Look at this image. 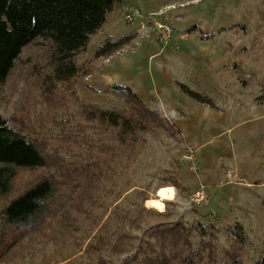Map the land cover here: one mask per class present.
<instances>
[{"label": "rangeland", "instance_id": "1", "mask_svg": "<svg viewBox=\"0 0 264 264\" xmlns=\"http://www.w3.org/2000/svg\"><path fill=\"white\" fill-rule=\"evenodd\" d=\"M175 4H185L183 17L194 19L196 25L200 13H211L218 6L222 19L231 13L229 26L204 42L196 40L198 33L178 35L171 21L183 11L167 10ZM212 5L213 0H113V13L123 27L135 25L133 41L138 46L133 44L131 48L135 51L147 43L165 47V55L154 59L164 61V69L173 67L180 71V75L171 79L176 94L165 96L163 110L158 98L153 97L158 105L152 109L177 128L185 113L192 109L184 101L207 108L208 105L181 91L179 85L185 82L189 90L208 98L213 111L229 122L220 139L203 147L202 158L208 161L213 157L212 167L208 171L201 168L199 147L180 132L168 129L142 133L144 143L139 152L132 151L129 156L101 166L102 176L91 199L78 206L76 198L65 200L67 213L49 221V227L11 249L0 264H97V256L89 257L84 250L96 229L105 222L112 224L114 230L133 236L128 253L113 255L105 250L100 254L108 264H120L133 254L139 239H148L145 232L149 227L176 221L191 229L194 248L200 245L204 259L210 264H223L222 258L233 252L241 264L258 259L264 249V59L261 60L264 55L259 42L250 43L240 13L244 11V0H216ZM128 6L138 7L143 15L149 14L144 13L146 10L160 14L157 18L170 29L168 42L165 45L159 39L139 42V22L129 25L123 19V10ZM255 6L258 7V2ZM170 11L174 13L168 15ZM174 52L180 55L171 54ZM50 53L49 44L42 40L22 50L6 82L0 85V115L42 129L41 135L55 145L53 137L58 131L51 125L53 117L76 114L79 101L106 109L122 108V102L104 89L88 86L91 81L86 75L94 72L96 62H91L92 55L87 52L75 59L80 73L73 81L53 82ZM89 127L88 134L96 139L97 126L96 130ZM188 149L193 151L192 162L185 158ZM74 152L82 154L79 150ZM71 158L79 160L75 155ZM81 158V162L90 160L88 155ZM39 175V171H19L13 190L22 189ZM174 176L181 188L174 189L172 201L165 202L157 191L169 187ZM6 204L7 200L0 198V211ZM235 225L242 227L244 244L235 243L229 232ZM211 250L212 256L207 258Z\"/></svg>", "mask_w": 264, "mask_h": 264}, {"label": "trees", "instance_id": "2", "mask_svg": "<svg viewBox=\"0 0 264 264\" xmlns=\"http://www.w3.org/2000/svg\"><path fill=\"white\" fill-rule=\"evenodd\" d=\"M112 10L113 0H0V85L6 82L22 50L39 40L50 46L52 81L59 84L73 81L80 73L77 55L87 51L91 37L102 28ZM135 36L129 33L106 38L95 49L91 62L112 56ZM209 37L202 35V39ZM179 88L192 100L212 108L208 98L184 85ZM105 91L121 100L122 108L106 109L79 101L76 114L51 119V125L58 131L53 137L55 145L41 135L42 129L0 115V198L7 200L0 211V263L11 249L49 227V221L67 213L65 200L76 198L78 206L91 199L102 176L101 166L129 156L132 151L139 152L144 143L142 133L168 129L178 133L172 123L148 108L127 86L113 84ZM89 125L91 129L97 126L96 139L88 134ZM76 150L82 154L76 155ZM71 155L79 160H72ZM83 155L90 160L82 164ZM19 171H39L40 175L14 191ZM172 172L175 175L177 171ZM169 182L172 187L181 188L175 176ZM229 232L235 243H245L240 225L232 226ZM145 233L148 239L140 238L135 252L120 264L211 263L204 259L200 245L194 248L191 229L180 221L151 226ZM132 238L130 233L118 232L105 222L96 229L84 253L97 256V264H108L100 254L105 250L113 255L126 254ZM212 253L213 250L208 252L207 258ZM234 253L224 256L223 264H241ZM249 264H264V249Z\"/></svg>", "mask_w": 264, "mask_h": 264}, {"label": "crops", "instance_id": "3", "mask_svg": "<svg viewBox=\"0 0 264 264\" xmlns=\"http://www.w3.org/2000/svg\"><path fill=\"white\" fill-rule=\"evenodd\" d=\"M215 1L216 0H213L212 6L215 5ZM257 2L258 7L255 6V3ZM244 4V11L239 12L242 14L241 17L244 19L246 31L250 37V43L259 42L262 46L260 52L264 55V0H244ZM185 9V7L177 9V12H183L179 16L174 17L171 21V24L176 29L178 35L186 34L188 36V34L192 35L194 33H198L196 40L204 42L206 39L209 40L210 38H213L218 31L225 29V26H229L227 23L230 22L231 13H229L230 17L222 19L221 17L223 15L219 13L218 6H214L211 13H200L199 16L196 17L197 19L200 18V22L198 21L199 24L197 23V25L194 19H186V17H183ZM144 13L150 14L147 10ZM173 13L174 12L170 11L168 15ZM134 26L135 25H132V27H123L120 20L117 19V14L113 13L112 10L107 14L106 22L102 28L91 37L86 51L87 55H93L95 49L108 37L119 38L123 35L134 33ZM197 26L199 27L197 28ZM202 35L210 37L209 39H202ZM133 44H135V42L131 41L123 48L126 52L119 51L108 58L97 60L94 72L86 75V77H88L91 81V84H88V86L97 90H105L113 84L127 86L145 103L148 108L152 109L153 106L156 108L158 102L154 100L153 97L158 98L163 110L166 106L164 105L165 96L171 93H173L172 96H174L177 92V89L175 91V87H172L171 79L173 80L175 77L180 75V71L173 67L164 69L163 67H166V64H163L164 61L159 62L154 59L155 56L165 55L163 53L165 47L155 45L154 43H147L135 50L133 53L128 52L127 49L129 50ZM91 46L92 48L90 49ZM171 54L180 55L175 52ZM263 59V56H261V60ZM175 62L177 64L179 63L177 61ZM262 76H264V73ZM183 84L187 87L185 82H183ZM183 103L185 105H190L192 109L191 111L185 113L184 119L180 120L178 125L177 122H174L177 125V128H175L187 141H192L199 147L201 168L208 171L214 163L211 161L213 157H211L208 161L203 160V147L212 141L220 139L221 135L228 130L229 122L224 118V116L220 117L216 114V112L209 106V108L200 106L196 107V105L194 106L193 104L186 103V101ZM169 186L171 185L169 184ZM174 189L176 190V188Z\"/></svg>", "mask_w": 264, "mask_h": 264}, {"label": "built area", "instance_id": "4", "mask_svg": "<svg viewBox=\"0 0 264 264\" xmlns=\"http://www.w3.org/2000/svg\"><path fill=\"white\" fill-rule=\"evenodd\" d=\"M184 6V4H175L167 7V10H177L183 8ZM159 15L153 13L143 15L140 9L136 6H128L123 10V19L125 23L132 25L136 21L139 22L141 26L138 30V32L141 31L139 42L142 40L148 41L149 39L156 42L159 39L161 40V43L165 45L168 42L170 29L157 18ZM150 27L151 33L149 32ZM135 45L138 46V42H136ZM129 50L131 53L134 52V48H129ZM119 51L126 52L123 48ZM185 158L187 161H193V151L191 149H188V155Z\"/></svg>", "mask_w": 264, "mask_h": 264}, {"label": "bare ground", "instance_id": "5", "mask_svg": "<svg viewBox=\"0 0 264 264\" xmlns=\"http://www.w3.org/2000/svg\"><path fill=\"white\" fill-rule=\"evenodd\" d=\"M157 195L159 198L170 201L173 199L174 195V188L169 186V187H161L157 191Z\"/></svg>", "mask_w": 264, "mask_h": 264}]
</instances>
